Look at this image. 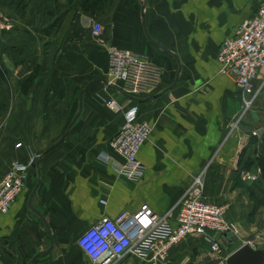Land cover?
<instances>
[{
  "label": "crops",
  "instance_id": "crops-1",
  "mask_svg": "<svg viewBox=\"0 0 264 264\" xmlns=\"http://www.w3.org/2000/svg\"><path fill=\"white\" fill-rule=\"evenodd\" d=\"M68 1L0 0V12L11 22L0 29V175L11 160L28 164L22 188L0 210V264H25L49 243L30 264H90L76 241L84 228L141 202L158 213L169 210L173 223L179 196L199 172L202 199L225 204L224 217L236 232L215 235L216 253L204 236H186L153 264H227L226 254L244 241L264 250V206L251 211L247 191L250 174H259L254 154H264V66L252 81L260 88L242 111L239 91L215 57L220 41L260 0H145L146 31L175 52L180 66L171 88L134 102L136 117L150 125L135 152L143 166L136 181L117 174L119 157L108 145L133 103L94 80L68 126L77 92L92 78L107 80V44L147 54L160 66L157 89L140 96L170 83L176 61L145 36L137 0H108L101 13L80 12L81 33L70 29ZM91 22L99 24L97 33ZM67 39L75 43L73 58ZM29 73L33 79L25 84ZM106 97H115L119 110L104 104ZM105 153L110 156L103 159ZM37 170L30 204L46 220L50 237L26 206ZM121 264L146 263L127 257Z\"/></svg>",
  "mask_w": 264,
  "mask_h": 264
},
{
  "label": "built area",
  "instance_id": "built-area-1",
  "mask_svg": "<svg viewBox=\"0 0 264 264\" xmlns=\"http://www.w3.org/2000/svg\"><path fill=\"white\" fill-rule=\"evenodd\" d=\"M11 25L7 15L0 12V29ZM99 24L91 22L92 33L99 31ZM230 36L220 41L216 56L218 70L233 80L239 91L241 110L249 107L259 86L253 84L260 67L264 66V0L247 18L234 27ZM107 81L130 94H147L157 89L161 80V68L149 60L147 54L105 46ZM264 75V72H263ZM103 103L119 110L115 97H106ZM136 103L122 114V121L108 139V145L119 157L117 174L128 181H136L142 172V164L135 152L150 132L149 123L136 117ZM241 112V111H240ZM15 145H19L16 142ZM109 153H105L103 159ZM28 164L11 160L0 175V210L9 207L22 188ZM202 174L195 173L179 196L174 222L169 221V210L155 212L146 202L132 211L119 210L113 216H100L84 228L76 241L90 264H121L133 257L141 263L163 262L168 250L186 236L202 235L208 250L218 252L217 234L235 233L236 227L224 217L225 204L202 199ZM254 178L253 173L250 174ZM213 233V236L207 234ZM250 244V243H249ZM217 264H223L219 261Z\"/></svg>",
  "mask_w": 264,
  "mask_h": 264
},
{
  "label": "water",
  "instance_id": "water-1",
  "mask_svg": "<svg viewBox=\"0 0 264 264\" xmlns=\"http://www.w3.org/2000/svg\"><path fill=\"white\" fill-rule=\"evenodd\" d=\"M137 1L140 3L139 17H140L141 28H142V31L144 32L145 36L153 44L157 45L159 48H162L164 51H166L168 54H170L172 56V58L175 59V61H176L177 66H176V69L174 72L175 74H174L173 79L171 80L170 83H168L166 86H164V88H162L159 92L151 93V94H148L147 96H140L137 94H130V93H128L122 89H118L114 84H112L111 82H108L105 77L104 78H102V77L92 78L78 89L77 96H76L77 108H76V111H75L74 115L72 116L71 121L68 124V126L75 120V117L77 116L78 112L81 109L80 103H81V97H82V93H83L84 89L87 86H89L90 83L93 82L94 80L103 81L109 88L114 89L115 92H117L118 94L122 95L124 98H126L132 102L133 101L140 102V101L146 100L149 97L156 96L158 93H161L165 89L171 88V86L175 83V80L178 77L177 72H178V69L180 66L179 59H177L175 52L171 51L166 45L162 44L161 42L159 43L158 41L154 40L149 35L148 31H146L145 24H144L143 12H144V9H145L147 3L145 0H137ZM68 126L63 130L61 136H59L54 142H51L50 145L45 147V149L38 155V158L40 156H42L46 151H48L51 146H53L60 138H62L64 136ZM39 181H40L39 170H37V180H36V183L29 190L30 192H29L27 199H26V206H28L29 210H31L39 219H41V221L45 227L46 233L50 237V233L48 230V225L46 223V220L43 218L42 214L39 211H37L35 208H33V206L30 204V198H31L32 194L34 193V190H35L37 184L39 183ZM50 248L51 247H50V243H49L46 248L39 250L38 252H36L32 256H30L25 261V264H30L31 261L36 256L39 255V253H44V252L48 251ZM226 255L227 256L225 257V262L227 264H262L264 262V250L259 248V247H256L253 244L250 245L247 241H244V242L238 244L237 247L232 249Z\"/></svg>",
  "mask_w": 264,
  "mask_h": 264
},
{
  "label": "trees",
  "instance_id": "trees-1",
  "mask_svg": "<svg viewBox=\"0 0 264 264\" xmlns=\"http://www.w3.org/2000/svg\"><path fill=\"white\" fill-rule=\"evenodd\" d=\"M107 2L108 0H69L68 6L70 9L69 16L71 20L70 29H81L79 21L77 19L80 12H89L90 14L101 13L107 7ZM79 33H81V30ZM68 40L69 39H67V46L68 48L73 50L70 55L73 58V56L76 54L74 53V48H72L73 46H75V43ZM25 78V84L31 82V80L33 79L32 73H29ZM130 102L133 103L135 101ZM262 143L264 152V136H262ZM254 155V163L256 165V168L258 169L259 174L250 181L249 185H247L248 197L252 201L251 211H254L259 206H264V154L262 155V153H258ZM251 161V159H249V161H246V166H249V163ZM34 260H36V257L32 261Z\"/></svg>",
  "mask_w": 264,
  "mask_h": 264
},
{
  "label": "rangeland",
  "instance_id": "rangeland-1",
  "mask_svg": "<svg viewBox=\"0 0 264 264\" xmlns=\"http://www.w3.org/2000/svg\"><path fill=\"white\" fill-rule=\"evenodd\" d=\"M193 176V175H192ZM260 223H262V222H260ZM129 258H131V257H129Z\"/></svg>",
  "mask_w": 264,
  "mask_h": 264
}]
</instances>
